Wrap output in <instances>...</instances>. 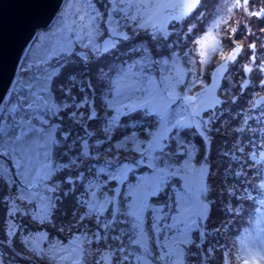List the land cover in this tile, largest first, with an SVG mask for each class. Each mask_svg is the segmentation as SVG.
Returning a JSON list of instances; mask_svg holds the SVG:
<instances>
[{
	"label": "snow or ice",
	"instance_id": "obj_1",
	"mask_svg": "<svg viewBox=\"0 0 264 264\" xmlns=\"http://www.w3.org/2000/svg\"><path fill=\"white\" fill-rule=\"evenodd\" d=\"M5 3L0 264H264V0L217 8L194 41L201 82L173 37L202 0ZM250 89L215 187L216 109Z\"/></svg>",
	"mask_w": 264,
	"mask_h": 264
},
{
	"label": "rangeland",
	"instance_id": "obj_2",
	"mask_svg": "<svg viewBox=\"0 0 264 264\" xmlns=\"http://www.w3.org/2000/svg\"><path fill=\"white\" fill-rule=\"evenodd\" d=\"M226 0H206L205 7H206V15L203 18L201 22H198V27L196 31H199L201 27H203L204 23H208L212 20L214 13L217 11L218 7H223ZM259 2V0H257ZM242 19V18H241ZM187 23V22H186ZM255 23V22H253ZM228 25H225V30L227 29ZM184 27L180 29V32L177 33L173 40L179 41V46L182 49H185L187 46L185 41L181 40L180 33L183 32ZM243 38V36L241 37ZM262 41H264V38H262ZM224 46H229V41H224ZM127 48L128 45H122L120 48H118L114 53L111 54V57L109 59H123L127 55ZM214 56H217V54H213ZM243 61V57L241 58ZM188 56L185 57V64L190 68L191 65L187 64ZM105 63V61H99L96 65L92 66V72H95L96 67H98L100 64ZM199 75V73L197 74ZM232 75L239 79L240 73L238 70V65L233 69ZM201 78L206 79L205 76H202ZM188 80L191 82L192 77L189 76ZM229 90L231 91V95L234 94L232 89L231 82H228L225 84V86L220 90L221 95L228 100V98L231 96L229 95ZM193 91H197V89H193ZM252 90L250 89L248 92H246L243 96L240 97V99L235 103L232 104L230 101L228 103H225L223 108H217L216 109V115L219 117V123H217L212 131V136L214 137L212 142V155L210 157V161L212 163L213 170L217 172V175L214 179V186H219L220 178L223 175V169L226 164L229 163L228 159H226L224 156L221 155L222 152L228 151L231 148L232 143V135H231V127L233 124L238 123V117L237 113L241 107L246 106L245 101L250 97ZM221 113H224V115H221ZM214 195H217V193L214 191ZM72 199L71 196L68 198V200L65 202L64 207L67 208L69 213L72 209ZM225 219V214L222 210V204L220 200H217V203L213 207V216L212 221L210 222V226L212 223L214 224H221ZM235 228L236 226L233 225ZM21 264H31V262H24L21 261Z\"/></svg>",
	"mask_w": 264,
	"mask_h": 264
},
{
	"label": "clouds",
	"instance_id": "obj_3",
	"mask_svg": "<svg viewBox=\"0 0 264 264\" xmlns=\"http://www.w3.org/2000/svg\"><path fill=\"white\" fill-rule=\"evenodd\" d=\"M206 0H202V6L199 8L198 11L194 13L192 18L187 22V24L184 26L183 32L180 33L181 35V40L185 41L187 46L185 47V51L188 53V61H190V70L193 71L197 82H201L202 80V74L205 71L204 65H201L199 63V54L196 51V46L194 41L197 38L198 34H202L203 31H206L208 23H204L203 27L200 28L199 31H193L189 32V27H194L197 29L198 27V22H201L203 18L206 15V7H205ZM240 17L233 15V22H235L237 19ZM185 34H187V38H185ZM227 49V47H225ZM219 56L217 54L216 58L211 61L212 64H216L219 61ZM199 73V75H197ZM261 95H264V90H261L259 93ZM229 95H231V91L229 90ZM229 246L231 247V242H229ZM232 264H237V261L235 259L232 260Z\"/></svg>",
	"mask_w": 264,
	"mask_h": 264
},
{
	"label": "water",
	"instance_id": "obj_4",
	"mask_svg": "<svg viewBox=\"0 0 264 264\" xmlns=\"http://www.w3.org/2000/svg\"><path fill=\"white\" fill-rule=\"evenodd\" d=\"M4 9H5V15L6 16L14 15L16 10H17L14 5L8 4L7 0H6V3L4 5ZM11 64H12V61L9 60L6 63L3 71L0 72V93H3L4 90L8 87L9 77L11 75Z\"/></svg>",
	"mask_w": 264,
	"mask_h": 264
},
{
	"label": "trees",
	"instance_id": "obj_5",
	"mask_svg": "<svg viewBox=\"0 0 264 264\" xmlns=\"http://www.w3.org/2000/svg\"><path fill=\"white\" fill-rule=\"evenodd\" d=\"M24 262H28V261H24Z\"/></svg>",
	"mask_w": 264,
	"mask_h": 264
}]
</instances>
